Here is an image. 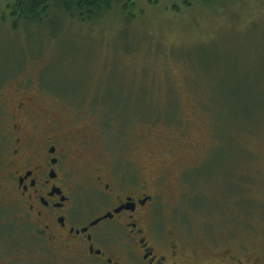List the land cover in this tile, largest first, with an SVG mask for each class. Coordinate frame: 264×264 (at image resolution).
I'll use <instances>...</instances> for the list:
<instances>
[{
    "label": "rangeland",
    "instance_id": "obj_1",
    "mask_svg": "<svg viewBox=\"0 0 264 264\" xmlns=\"http://www.w3.org/2000/svg\"><path fill=\"white\" fill-rule=\"evenodd\" d=\"M15 1L0 0L6 96L37 97L36 124L76 138L79 165L146 179L184 263L264 264V0H133L90 23L57 5L15 21Z\"/></svg>",
    "mask_w": 264,
    "mask_h": 264
},
{
    "label": "flooded vegetation",
    "instance_id": "obj_2",
    "mask_svg": "<svg viewBox=\"0 0 264 264\" xmlns=\"http://www.w3.org/2000/svg\"><path fill=\"white\" fill-rule=\"evenodd\" d=\"M6 82L0 84V264H186L178 241L155 221L158 191L121 168L115 176L112 166L71 160V142L78 140L60 126H38L37 97L6 96ZM74 153L82 158L80 146Z\"/></svg>",
    "mask_w": 264,
    "mask_h": 264
},
{
    "label": "trees",
    "instance_id": "obj_3",
    "mask_svg": "<svg viewBox=\"0 0 264 264\" xmlns=\"http://www.w3.org/2000/svg\"><path fill=\"white\" fill-rule=\"evenodd\" d=\"M121 1V2H120ZM184 6L191 7L196 3H213L219 0H183ZM194 1V2H193ZM133 0H16L8 6L10 17L15 21L36 22L42 21L49 14L52 5L60 6L66 14L78 21L90 23L100 14L113 11L115 4L122 5L125 12L135 9L130 6ZM130 13V12H129ZM132 16V14L130 13Z\"/></svg>",
    "mask_w": 264,
    "mask_h": 264
}]
</instances>
